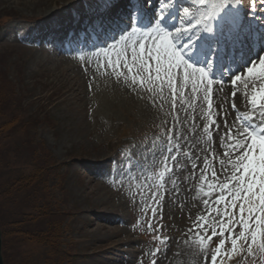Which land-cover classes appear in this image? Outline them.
Returning <instances> with one entry per match:
<instances>
[{"label":"rangeland","instance_id":"rangeland-1","mask_svg":"<svg viewBox=\"0 0 264 264\" xmlns=\"http://www.w3.org/2000/svg\"><path fill=\"white\" fill-rule=\"evenodd\" d=\"M154 1L148 0V6ZM244 1H249L250 7H253L251 0ZM106 4L108 0H0V18L4 14L12 16L10 19H6L9 16L3 17L1 21L6 23L0 27V222L6 264H126L124 258L127 256V261H130L127 264H157L160 262L158 250L164 251V254H168L169 250L175 252L173 264H213L211 257L214 254L218 264H264V251L258 245L252 246L250 254L247 243L238 240L239 244L242 241L241 244L233 249L230 241L233 236H238L240 228H236L231 235L225 231V243L217 247L221 238L219 233L224 201L220 205L213 204L212 211H206L205 208L198 212L196 210L194 217L187 218L189 222L176 226L174 213L169 211L173 210L172 187L180 182L183 175L182 172L179 177V169L187 167L186 161L191 158L192 167L198 165L195 169L199 171L203 184L205 173L208 172L205 171L207 165L218 160V155L213 153L223 151L225 154L228 149L214 146L220 141L215 143L212 134H204L206 136L201 138L207 143L208 149L211 148L210 152H201L199 148L206 149V145L199 146L198 138H195L198 146L195 145L192 151L185 147V143L189 146V134L182 122L185 117L189 118V112L187 106L179 105L172 98L169 88L161 91L159 87L154 93L159 94L153 98L154 101L144 95L142 101L116 106L107 93H103L105 87L98 80L112 76L105 75L111 62L109 57L101 59L100 54L103 53L100 49H90L84 53L69 50L71 54L65 55L80 60L93 53V56L98 55L99 60L96 61L99 62H95L102 70L98 69L97 72L101 78H95L98 83L92 78L87 84L82 69L75 72L77 75L74 80V74L66 70L65 62H57V58L63 56L60 47L54 48L53 56L50 46L58 45L57 39L53 38L56 30H59L56 34L59 37L64 32L63 25L67 20L77 15L82 20L85 14L88 15L89 11L84 10V7L93 6L96 10ZM243 6L241 4V9ZM263 7L264 3L260 8ZM249 15L254 16L253 13ZM131 24L126 28H131ZM49 29V37L44 38ZM23 37H27V40ZM41 39L44 42L38 41ZM122 44L125 43L119 41L115 47L102 49V52L108 53L115 49L111 57L116 53L132 59V45L129 50L123 46L124 49L120 50ZM60 45L63 49L72 47L64 42ZM117 64L118 72L108 82L109 85L124 89L130 95L135 93L134 96L139 98L142 90L139 91V88L147 86V81L138 79L136 75H133L134 78H120L119 73L125 68ZM253 92L255 94L256 91ZM202 95L209 108L208 98L206 100L203 91ZM145 106L152 107L150 113H147L148 110L143 111ZM259 110L262 112L264 109H257L255 113L261 123L264 118L259 115ZM152 111L158 113L160 120L152 118ZM238 113L240 116V111ZM210 115L206 116L207 120L215 117L214 114L213 118ZM191 122L193 124L194 121ZM126 141L127 145H132L124 152L125 146L121 145ZM119 146L121 148L118 149ZM128 152L129 157L125 159L132 162L129 164L123 160ZM189 153L192 156L188 157ZM206 155L211 157L204 158ZM130 157L134 161L129 160ZM202 157L207 165L200 160ZM92 164L93 169L90 166ZM41 167V175H35ZM212 167H216V172H219L217 177L221 181L213 179L212 175L206 177L209 191L203 196L202 202L217 198V194L221 193L224 175H228L221 171L220 166ZM108 176L112 181H106ZM20 177L22 179L18 180ZM30 177L35 182L29 181L27 184L25 181ZM115 178L119 182H115ZM13 186L17 189L12 190ZM223 194L226 199L230 198L231 184ZM151 200L153 203L159 201L152 207V212L157 214L159 211L160 217L152 215L149 222L153 223L148 224ZM216 208L220 209L219 213ZM102 214L111 221H107ZM120 215L123 216L122 220L118 217ZM156 219L157 223L154 222ZM226 219L224 216L223 226L227 229L229 224ZM57 224L61 229L59 232L54 229ZM198 224H206L207 231L198 229ZM180 226L186 230L185 238L174 236ZM119 228L125 230L122 238L131 241L126 243L128 245L120 244L114 250L113 244L121 240L114 236L115 230ZM213 228L217 236H212ZM50 231L60 234L53 246L46 237ZM208 237H212L211 242ZM171 238L177 241L174 245L170 244ZM184 246L191 249V254L186 258L183 255ZM229 256L234 257L228 259Z\"/></svg>","mask_w":264,"mask_h":264},{"label":"snow or ice","instance_id":"snow-or-ice-1","mask_svg":"<svg viewBox=\"0 0 264 264\" xmlns=\"http://www.w3.org/2000/svg\"><path fill=\"white\" fill-rule=\"evenodd\" d=\"M230 2L231 0H219L218 4H214V8L221 9ZM198 3L205 5L206 0H198ZM183 12L186 16L191 17L186 21L187 27L182 24L174 30H168L160 24L159 20L163 18V13H161L153 26L142 33L144 39L142 42H138L139 51L135 47L132 48V63L138 73H146L144 79L149 84L155 82L163 84L166 78L168 86L171 89H176L175 82L180 79L183 86L190 84L191 91H203L207 98L212 93L215 79L210 77L208 69L190 64L184 58V47L178 45L182 34L192 31L197 26L203 25L208 31H211L208 22L212 16H198L195 12H190L189 7H185ZM131 31L136 33L139 29L133 25ZM109 46L114 47V44L107 47ZM150 61H155L154 67L149 65ZM124 63L127 64V60ZM257 63L259 67H257ZM153 73L155 80H153ZM242 74L249 75L254 79L253 87L256 88V92L251 96V106L254 109H264V88L258 87L261 82H264V55L256 58L245 70L241 71V74L230 77L233 88L241 80ZM133 82L135 83V80ZM201 85H203V89H201ZM232 97V107L235 109V91H233ZM259 115L264 118V111ZM220 118L223 119L226 132L220 131V125L215 120L211 121L209 126L215 125L216 134L220 137V147L228 149L225 153L228 157V167H225L224 161H221L222 171L227 172L228 175L222 182L221 193L217 194V198L211 202L205 201L206 211H212L213 204L220 205L221 201H224V213L219 233L221 238L217 247L224 245L223 234L225 231L231 235L236 228H240L238 236L231 238L233 249L236 248L238 240H242L247 243L250 254L253 245H258L259 249L264 251V119H261V126H257L255 123L248 124L243 131L237 130L234 134L233 129L227 127L228 122L223 114ZM233 135H235L234 139ZM168 151L171 152V149ZM172 159L175 160V157L173 156ZM196 167L198 165H194L193 169L195 170ZM211 175L213 178H218L215 170ZM230 184L231 196L229 199H225L223 193L229 190ZM229 208L234 209L230 214ZM216 212L219 213L220 209L216 208ZM224 216L229 222L227 229L223 226ZM200 219L202 218H198V220ZM198 229L207 231V225L198 224ZM212 236H217L215 228L212 229ZM211 239L212 237H208L209 242ZM211 260L213 264H216L217 256L214 254Z\"/></svg>","mask_w":264,"mask_h":264},{"label":"bare ground","instance_id":"bare-ground-1","mask_svg":"<svg viewBox=\"0 0 264 264\" xmlns=\"http://www.w3.org/2000/svg\"><path fill=\"white\" fill-rule=\"evenodd\" d=\"M138 1V0H136ZM252 3H253V7H257V0H251ZM259 2H261L259 0ZM263 2L259 3V5L263 4ZM217 4V3H215ZM135 5V4H134ZM234 7L231 8L230 12L232 14V18L230 19V22H233V25H236L238 24L239 22V14H238V7L237 5L234 3ZM263 6V5H262ZM264 9V7H263ZM81 11V10H79ZM80 13V12H79ZM229 11L228 10H222L219 9V8H214V4H212L208 9H207V12L203 14V16H212L211 19L209 20V25L211 27V29H214V27H216L217 29L219 30H222L225 26V24H227L226 21H224V18L228 15ZM173 15L175 14L173 9H171V11L167 14H165V16L160 19V22L162 23V25L164 24H173L174 23V18L171 19L170 21L166 22L168 19H169V16L170 15ZM168 15V17H167ZM262 17L264 18V10L262 11ZM191 17L188 16V19H190ZM130 26V25H129ZM30 28V27H29ZM35 28V27H34ZM126 28V27H125ZM233 26H231V28H229V32H228V35H227V38L233 40V32H234V29L232 30ZM55 29V28H54ZM200 29V26H197L195 27L192 31L189 32V34H198L199 33V30ZM30 31V30H29ZM33 31V30H32ZM28 33V32H27ZM36 33V32H35ZM100 33V32H99ZM217 33L220 34V32H214L213 33V37L215 38ZM26 34V33H24ZM211 34V32H210ZM209 34V35H210ZM223 34V33H222ZM142 35V33H131L130 34V37L132 38H139L140 36ZM116 37V36H115ZM221 39H223V42H224V38L223 36H220ZM186 38V37H185ZM106 41V40H104ZM118 44V42H117ZM120 44V43H119ZM130 45H132L130 43ZM116 46V45H115ZM118 46V45H117ZM124 47V46H123ZM122 47V48H123ZM55 48V47H54ZM119 48V47H118ZM56 49V48H55ZM101 51V53H103L102 55L100 54V57L101 59H104L107 58V57H111L112 56V53H114V50L112 51H109L108 53L106 52H102L103 48L97 46L95 47L94 50H99ZM124 49V48H123ZM118 50V49H117ZM129 50V49H128ZM89 51V50H87ZM91 51V50H90ZM70 52V51H69ZM116 52V51H115ZM123 52V51H122ZM131 52V51H130ZM78 53V52H77ZM84 53V52H83ZM87 53V52H86ZM89 53V52H88ZM126 53V52H125ZM62 54V53H61ZM60 54V55H61ZM91 54V53H89ZM98 54V53H97ZM124 54V53H123ZM122 54V55H123ZM55 55V54H54ZM53 55V56H54ZM65 55H68L67 53H64L63 56H61L60 58H57V62H60V61H64L65 64H66V70L70 72V74H74V80H76V73L75 72H78L82 71L84 72V75H85V82H87L88 84V80H92V78L94 80H96L95 78L100 76V75H97V72L99 71L98 69L101 70L100 66H97L96 64V59H97V56L98 55H88L87 57H85L83 60H80L79 58H72V57H65ZM87 55V54H85ZM116 55V53L114 54ZM59 57V55H57ZM79 56V54H78ZM118 56V57H116ZM115 59H112V62L109 63L112 64L110 65L109 67V71L108 69H106V71H108V73H105L108 74V75H112V76H108V77H103L102 80L99 82L102 83V85L105 87L104 91L103 92L104 94L107 93V97L110 99V101H112L113 104H116V106L118 104H125V106L129 105L131 102L133 104V102L135 100H140L142 101L144 95L147 93V87H141L139 88V91L140 89H142L140 92V95H142L140 97L139 95V98L135 97V93L134 95H130L129 93H127L126 91H124V89L122 90L121 88L119 87H115V86H110L108 82L112 81L115 77H116V74H117V69L116 68V63L120 64V67L123 66L125 69L119 74V77L120 78H126V77H130V76H133V75H136L138 79H143L145 81H147L146 79H144V76L146 75V73H138L137 70H136V67L135 65L132 63V59L130 58H126V57H123V56H119V55H116ZM124 56H128L127 54H125ZM56 57V56H55ZM103 57V58H102ZM81 58H83V55L81 56ZM99 60V59H97ZM109 60V59H108ZM125 60H127V64H125ZM96 61V62H95ZM99 62V61H98ZM97 62V63H98ZM105 64H107L105 62ZM104 64V66H105ZM117 64V65H118ZM154 64H155V61H150L149 62V65L150 66H153L154 67ZM108 65V64H107ZM119 66V65H118ZM102 67H103V64H102ZM107 67V66H106ZM105 67V68H106ZM257 67H259L258 63H257ZM104 69V68H103ZM120 69V68H119ZM76 70V71H75ZM102 72V70H101ZM100 72V73H101ZM105 72V70H104ZM104 75V74H103ZM101 78V76H100ZM134 78V76L132 77ZM136 79V78H135ZM131 80V79H130ZM153 80H155V75L153 73ZM250 80H253V77L249 76V75H246V74H243V76H241V80H240V88L239 90L236 91V97H235V102H237V104H239L240 102V107H249L250 105V101L248 99V94H250V99H251V96L253 95V91H256L255 88L253 87V83H250ZM97 81V80H96ZM141 81V80H140ZM73 82V81H72ZM92 82V81H91ZM74 83V82H73ZM76 83V82H75ZM96 83V82H95ZM98 83V81H97ZM108 83V84H107ZM118 83V82H116ZM148 83V81H147ZM164 83H167L166 81V78L164 80ZM163 83V84H164ZM176 89H172V94H173V99L176 100L177 102H179L180 104L184 106H187V109H188V112H189V118L188 117H185L183 122H182V125H184V127H186L187 129V135L189 136L188 138V142H189V146L187 143H185V147L189 148L190 151H192L195 147V145H199L201 147H204V145H207V143L205 142V140L201 139V138H204V134H209V135H213L214 136V140H215V143L216 142H219L220 141V137L219 135L216 134V131H215V125H210L211 121L215 120L219 125H220V131L221 132H226L227 129L224 127V122H223V119L220 118V116L223 114L224 115V118L227 120L228 124H227V127L228 128H231L233 129V132L235 134V132L237 130L239 131H243V127H241L240 125H237L236 123H234V117H233V112L230 108V102L233 101V97H230V93L233 92V90H235L234 88H231L230 85L226 84V83H215L214 84V87H215V90L213 92V96L209 97L210 99L207 100V104L210 106L208 108V106H204V104H206V101H204V98H203V95H202V91H197V92H193L191 91V85H187V86H183V82L182 80L178 79L176 82ZM93 84V83H92ZM120 84V83H119ZM96 85V84H95ZM100 86V87H103V86ZM111 85H112V82H111ZM122 85V84H121ZM126 85V84H125ZM148 85L151 87V89H157L159 88L162 84L160 82H155L153 84H149ZM201 89H203V85L200 86ZM259 87H264V82H261ZM98 88V87H97ZM129 88V87H128ZM166 88V85L165 86H161V91L164 90ZM250 89H252L251 91H249ZM75 90V89H74ZM112 90L113 93L110 91ZM159 90V91H160ZM229 91V92H228ZM93 92V91H92ZM164 92V91H163ZM157 95V94H156ZM156 95L153 96L156 97ZM159 95V94H158ZM157 95V96H158ZM89 96V95H88ZM135 98H134V97ZM161 96V95H160ZM164 96V95H162ZM81 97V96H80ZM92 97V96H91ZM93 98V97H92ZM158 98V97H157ZM163 98V97H162ZM160 98V100L162 99ZM165 98V96H164ZM163 98V99H164ZM171 98V100H172ZM106 99V98H105ZM173 100V101H174ZM243 100V101H242ZM109 101V100H108ZM154 101V99H153ZM157 101V100H156ZM136 102V101H135ZM184 102V103H182ZM138 103V102H137ZM159 103V102H158ZM172 103V102H171ZM175 103V102H174ZM109 104V103H108ZM164 104V103H163ZM165 104H166V101H165ZM162 105V104H161ZM171 105V104H170ZM111 106V105H110ZM124 106V105H123ZM147 106V105H146ZM144 108V112H147L145 110H148L149 112L147 113H150V111L152 110V107H146ZM157 107L159 105H156ZM120 107V106H119ZM130 107V106H129ZM132 107H134L132 105ZM162 107V106H161ZM181 107V106H180ZM182 107V108H183ZM101 108V107H100ZM156 108V107H155ZM178 108V107H177ZM163 109H165V106L163 107ZM155 110V109H154ZM161 110V109H160ZM158 110V111H160ZM183 110V109H181ZM156 111H157V108H156ZM156 111H152V118H158L159 119V116H158V113H156ZM164 111V110H163ZM161 112V111H160ZM183 112V111H181ZM260 112V110L258 111ZM164 113V112H162ZM166 113V112H165ZM209 113H213L215 115V117L212 119V120H208V124L204 127V119H206V116L209 114ZM256 113V112H255ZM258 114V113H257ZM158 116V117H157ZM163 117V116H162ZM257 117V116H256ZM167 118V117H165ZM193 119L195 120V122H192ZM160 120V119H159ZM259 120V119H258ZM194 125V126H193ZM189 126V128L187 127ZM208 128L207 131H203L202 129H206ZM186 135V136H187ZM198 138L199 140V143L196 144V139ZM235 138V135H233V139ZM210 139V138H209ZM198 142V141H197ZM211 144V143H210ZM197 145V146H198ZM214 146H217L219 147L220 144H215ZM211 147V146H209ZM197 148V147H196ZM199 148V147H198ZM201 149V152L202 153H205L208 149L206 148H199ZM211 149V148H209ZM213 150V148H212ZM211 151V150H210ZM209 151V152H210ZM192 153V152H191ZM195 153V152H193ZM200 153V152H199ZM215 154V152L213 153ZM189 155L192 156V154H188L187 156L189 157ZM195 155V154H194ZM193 155V158L196 156ZM205 155V154H204ZM200 157V156H199ZM204 158L205 157H211L210 155L209 156H203ZM203 157L200 159L201 161H206L203 159ZM195 159V158H194ZM207 159V158H206ZM216 159V157H215ZM188 161H186V164L187 167L185 166V168H183L182 170L179 169L178 171V175L179 177L181 176V173L183 172V175H185L183 177V175L181 176V180L180 182H176L175 185H173L172 187V192H173V197H172V204H173V210L172 211H169V212H173L174 213V222L176 223V226H179L181 223L183 222H186L188 221L187 218L189 219V217L191 216H195V211L198 212V210L200 209H204L205 208V201L204 200L202 202V198L203 196L206 194L207 191H209L207 188H208V179L205 177L204 181H203V184L201 183V178H200V174H199V171L197 169H193L192 167V164H191V158L190 159H187ZM208 160V159H207ZM211 160V159H210ZM214 161V160H213ZM181 163V162H180ZM209 163V162H208ZM213 164V163H212ZM194 166V165H193ZM219 166H221V164H219ZM224 166H228V162L226 164H224ZM216 169V167H215ZM222 171V170H221ZM219 173V172H218ZM217 173V174H218ZM195 176H199L197 179H195L194 177ZM221 176V175H220ZM226 176V175H224ZM212 177V176H211ZM210 178V176H209ZM213 178V177H212ZM223 178V176H222ZM180 179V178H179ZM194 179V180H193ZM207 179V180H206ZM214 179V178H213ZM213 179H211L213 181ZM217 180H219L217 178ZM216 181V180H215ZM221 181V180H219ZM223 181V179H222ZM219 183V182H217ZM212 188V187H211ZM210 188V189H211ZM208 195V194H207ZM206 196V195H205ZM226 199V198H225ZM224 204V203H223ZM117 205V204H116ZM223 207V206H222ZM224 208V207H223ZM114 210V209H113ZM234 210V209H233ZM231 211V210H230ZM229 211V214L231 213ZM118 214V213H117ZM223 214V213H222ZM103 217L107 218L106 216H104V214H102ZM110 215V214H109ZM179 215V217H177ZM220 215V214H219ZM112 216V215H111ZM121 218V220L123 219V216L120 215L118 216ZM109 218V217H108ZM107 218V219H108ZM116 218V217H115ZM106 219V220H107ZM118 219V218H117ZM176 219V220H175ZM107 221H111V220H107ZM177 221V222H176ZM212 221V220H211ZM227 221V219H226ZM114 222V221H113ZM118 222V220H117ZM189 222V221H188ZM116 224V223H115ZM229 224V222H228ZM98 229V228H97ZM115 229V228H114ZM116 232L114 233V236H117L118 238H121V240H124L125 242H122L121 240L118 242V243H114L113 244V249L115 250L116 247H118L120 244L121 245H125L126 243H130L131 240L129 239H124L122 238L123 236V233H124V228L123 229H117L115 230ZM186 230L183 228V227H178V229H176V232H175V235L174 236H179V238H185L186 235H185V232ZM132 239V238H131ZM171 245H174L177 241L172 239L171 238ZM242 242V241H241ZM126 244V245H128ZM181 245V244H179ZM120 249V248H119ZM117 250V249H116ZM122 250V249H120ZM119 250V251H120ZM183 255L185 256V258L191 254V249H188L186 248L185 246L183 247ZM188 251L190 252L188 254ZM117 252V251H116ZM140 252V251H139ZM164 251H160L158 252V260L160 262H158L159 264H173V261H174V258H175V255L176 253L175 252H172V250H169L168 254H164L163 253ZM123 258V256H122ZM127 258H124V262L127 264V262H130L129 260L127 261ZM226 258V256H225ZM195 259V258H194ZM114 260V259H113ZM218 261V260H217ZM221 261V260H220ZM110 263V262H109ZM119 263H122V262H118V263H113V264H119ZM157 263V264H158ZM124 264V263H123Z\"/></svg>","mask_w":264,"mask_h":264},{"label":"trees","instance_id":"trees-1","mask_svg":"<svg viewBox=\"0 0 264 264\" xmlns=\"http://www.w3.org/2000/svg\"><path fill=\"white\" fill-rule=\"evenodd\" d=\"M1 102V101H0ZM1 104L2 103H0V112H1ZM41 175L39 172L38 173H35V175ZM39 178H42L43 179V177H41V176H39ZM20 179H22V177H20L18 180H20ZM30 181V183L31 182H35L34 180H33V178L32 177H30V178H28V179H26V183L27 184H29L28 182ZM39 183L42 185L43 183L41 182V181H39ZM16 187L15 186H13V189L12 190H14ZM17 189V188H16ZM54 229L56 230L57 229V231L59 232V231H61V229H60V226H59V224H57L56 225V227L54 226ZM17 229H15V231H16ZM17 232V231H16ZM58 232H56L55 231V233H53L52 234V231H50L49 232V235L48 236H46L50 241H51V246H53L56 242H57V238L60 236V234L58 233ZM52 238V239H51ZM6 249H7V247H6Z\"/></svg>","mask_w":264,"mask_h":264},{"label":"water","instance_id":"water-1","mask_svg":"<svg viewBox=\"0 0 264 264\" xmlns=\"http://www.w3.org/2000/svg\"><path fill=\"white\" fill-rule=\"evenodd\" d=\"M0 264H5L3 254H2V231H1V227H0Z\"/></svg>","mask_w":264,"mask_h":264}]
</instances>
